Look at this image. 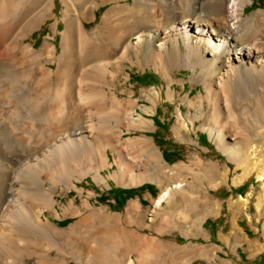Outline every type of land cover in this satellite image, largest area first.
<instances>
[{
	"label": "bare ground",
	"instance_id": "6f19581e",
	"mask_svg": "<svg viewBox=\"0 0 264 264\" xmlns=\"http://www.w3.org/2000/svg\"><path fill=\"white\" fill-rule=\"evenodd\" d=\"M56 1L0 0V264H174L175 254L165 255L162 243L131 229L146 221L140 201L130 203L125 215L96 208L94 194L86 197L78 182L88 176L105 186L111 179L128 187L154 182L162 189L157 206L184 187L173 182L176 168L185 166L165 162L154 138H123L125 130L153 129L147 116L164 98L162 90L150 91L145 97L151 105L139 113L138 101L119 96L118 73L141 49L139 62L170 83L171 99L176 69L191 70V81L204 86L196 99L186 97L197 116L180 113L175 135L192 141L191 126L206 118V132L233 155L237 148L228 141L248 130L235 111L249 116L264 108V8L245 15L252 0H101L114 5L89 31L86 23L96 21L101 4L61 0L65 28L57 54L49 42L39 49L26 42L56 16ZM59 26L57 21L55 32ZM42 111L51 123L30 139L27 131L36 128L25 114ZM111 168L117 169L105 177ZM62 187L82 197L81 206L68 204L63 217L80 219L65 228L47 216L62 219ZM189 218L175 227L187 229Z\"/></svg>",
	"mask_w": 264,
	"mask_h": 264
},
{
	"label": "rangeland",
	"instance_id": "374dc122",
	"mask_svg": "<svg viewBox=\"0 0 264 264\" xmlns=\"http://www.w3.org/2000/svg\"><path fill=\"white\" fill-rule=\"evenodd\" d=\"M97 2L101 4V10L97 13L96 21L86 23L89 31L98 26L104 13L114 5L113 3L103 5L101 0ZM261 8H264V0H252L245 15ZM20 11L23 10H17L16 13L20 14ZM54 13L56 16L36 29L26 42H31L37 49L49 42L57 47V54H60L61 31L65 28L64 7L61 0L56 1ZM57 21L60 26L55 32L54 24ZM139 60H144L143 49L133 52L131 60L126 61L123 65L124 69L118 73L117 86L120 98L138 101L139 113H142V107L151 105L145 94L153 90H162L164 98L158 103V109L154 107L152 115L147 116L155 121L153 129L131 132L125 130L123 138L144 135L154 138L157 147L164 155L165 162L167 161L172 167L185 166L183 171L176 168L173 182L182 183L184 187L171 200L163 201L161 206H157L156 202L162 189L154 182L147 181L136 187H128L119 185L111 179L110 186H105L97 184L93 177L88 176L82 182H78L79 188L84 190L86 197L94 194L92 199H89L96 208L106 207L116 214L125 215L130 203L140 201L143 205V218L146 221L143 226L131 229L138 230L142 236L156 240L158 244L162 243L166 247L165 255L175 254L174 264L183 262L264 264V108L257 114L249 113V116L240 115L237 110L235 111L237 121L241 124L244 122L249 133L246 131L243 135H236L235 141H228L230 146L237 148L233 155H228L219 148L215 140L206 132L205 129L209 124L206 118L197 119L194 126H191L189 138L192 137V141L182 140L174 133L175 128L180 124V113L183 114L184 119L188 116H197L196 110L190 107L191 104L185 99L189 97L194 100L202 95L205 92L204 86L191 81V70L176 69L175 81L172 85L174 98L171 99L168 95L170 83L154 67L144 62L140 63ZM52 68L55 69L56 65ZM105 89L110 91L109 87ZM239 106L244 107L240 104ZM41 113H36V118V114H25V122L28 124L31 122L29 125L35 126L37 131L34 128L27 131V135L30 133L28 136L30 139H37V135L39 137L43 135L49 121L51 123L47 113L44 111ZM108 155L113 162L114 155L110 151ZM199 159L206 160L201 167L198 165ZM208 163L212 164V173L207 172ZM115 169L117 168L106 170L103 175L108 178L114 174ZM57 199L60 202L57 210L62 219L47 212V216L55 225L65 228L80 219L63 217L70 202L75 201L77 206L82 205L79 191L66 192L62 187ZM185 215L190 217L187 229L176 228L179 223H183L180 219ZM195 222L198 224L197 227ZM108 251L109 254L113 252V250ZM136 258L134 256L135 260ZM29 262L34 264L35 260ZM161 262L162 260L160 264Z\"/></svg>",
	"mask_w": 264,
	"mask_h": 264
}]
</instances>
